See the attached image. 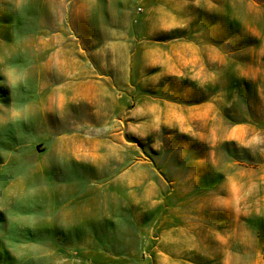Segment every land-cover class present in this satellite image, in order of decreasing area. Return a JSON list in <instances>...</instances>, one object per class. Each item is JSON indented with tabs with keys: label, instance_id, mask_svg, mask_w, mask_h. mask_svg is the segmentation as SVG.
Segmentation results:
<instances>
[{
	"label": "rangeland",
	"instance_id": "obj_1",
	"mask_svg": "<svg viewBox=\"0 0 264 264\" xmlns=\"http://www.w3.org/2000/svg\"><path fill=\"white\" fill-rule=\"evenodd\" d=\"M0 264H264V0H0Z\"/></svg>",
	"mask_w": 264,
	"mask_h": 264
}]
</instances>
